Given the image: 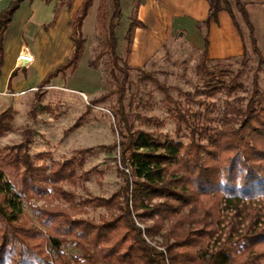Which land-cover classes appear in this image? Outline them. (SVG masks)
I'll return each mask as SVG.
<instances>
[{
  "label": "trees",
  "instance_id": "1",
  "mask_svg": "<svg viewBox=\"0 0 264 264\" xmlns=\"http://www.w3.org/2000/svg\"><path fill=\"white\" fill-rule=\"evenodd\" d=\"M22 1L10 0L0 11V66L4 32ZM141 1L137 0L135 7ZM93 2L81 1L69 21V56L39 82L36 90L77 69L85 48L82 25ZM208 2V16L201 24L204 47L196 66L200 86L193 92H183V102L173 98L171 87L154 73L142 72V79L163 94L174 123L173 137L134 127L125 109V97L129 72L142 67L131 65L128 56L133 31L143 23L136 18L129 22L122 58L115 35L120 0H112L113 11L108 18L101 3L96 17L106 29V38L96 58L107 50L111 75L119 73L122 77L114 90L92 99L86 113L115 94L111 113L118 140L103 147L118 149L123 185L109 197L89 195L78 201L83 206L105 208L109 216L103 215L99 221L76 217L70 211L76 195L65 184L88 179L90 172L83 170V164L91 148L78 149L63 160L54 159L48 152L32 157L21 150H0V264H264L263 93L255 72L252 89L243 103L236 96L243 88L242 72L210 69V19L226 10L237 25L234 6L248 26L252 49L259 57L262 54L253 39L245 2ZM138 117L143 123L163 124L155 116ZM10 124L11 117L2 111L0 133ZM40 160L45 161L37 162ZM48 197L70 206L37 203H46ZM24 205L41 228L25 219ZM133 217L151 222L140 227ZM147 236H159L161 240L153 245L145 240ZM68 244L77 252L67 254L64 247Z\"/></svg>",
  "mask_w": 264,
  "mask_h": 264
},
{
  "label": "rangeland",
  "instance_id": "2",
  "mask_svg": "<svg viewBox=\"0 0 264 264\" xmlns=\"http://www.w3.org/2000/svg\"><path fill=\"white\" fill-rule=\"evenodd\" d=\"M75 1L33 0L27 7L33 10V16L26 26L27 28L31 24L29 31L25 30V35L35 33L31 31L38 29L39 26L44 28L52 24L61 11V5L64 3L67 5L68 2L73 5ZM136 1L120 0L121 15L116 20L115 35L117 52L122 58H125V31L129 22L136 17ZM101 3L106 10L107 18L113 11L112 0H94L83 21L85 48L74 73L64 77L58 76L52 79L48 86L39 90H36V85L19 89L12 85V89H0V113L6 111V116L11 117L9 129L0 133L1 151L21 150L20 152H26L32 157L38 153L48 152L54 159L63 160L75 155L78 149L91 148L83 164V170L90 172L88 179L77 181L73 185L65 184V188L69 187V190L76 195L75 203L70 207L71 213L76 217H86L95 221H99L103 215L109 216L110 211L102 207L83 206L78 201L88 198L89 195L109 197L123 185V177L118 171L120 166L118 149L107 150L103 147L118 140L111 113L115 94L93 105L86 113L90 101L114 90L117 87V79L122 77L119 73L116 77L111 75L112 64L107 50L96 58L103 51L106 38V29L96 17ZM2 5L3 1H0V9ZM247 7L249 6L246 5V9ZM247 11L249 12V9ZM233 13L242 37L243 50L237 56L212 59L208 62V66L210 69L226 68L233 72H242L243 88L237 91L236 96L245 103L252 89L251 82L255 72L264 98V12L258 17L252 14L251 17L248 13L253 26V39L262 54L261 57L252 49L248 26L234 6ZM37 33L32 39H35ZM170 36L139 65L142 67L140 71L129 72L130 84L125 97V109L131 114L130 118L135 128L173 137L174 123L163 101V94L153 83L142 79V72L154 73L161 83L171 87L170 94L173 98L184 102L183 92H193L200 86L196 66L200 61L201 51L183 41L177 32ZM32 39H23L24 46L27 47ZM39 47L41 50V46ZM42 53L41 56L45 57H41L39 62L44 63L47 58L44 50ZM217 60L219 64L215 65ZM36 69L39 70L38 65ZM18 72L24 73L20 69ZM175 87L177 89H174ZM138 116H155L163 124L158 126L153 123H143ZM45 160L47 164L50 163L48 158ZM50 199L48 197L46 203L44 200H39L37 203L39 205L59 203L63 207L70 206L62 200L52 198L50 201ZM23 211L25 219L30 224L41 228L27 205H24ZM133 219L140 227L151 222L150 219L141 220L138 217ZM144 238L153 245L161 240L159 236ZM64 251L71 254L77 252V249L72 244H68L64 247Z\"/></svg>",
  "mask_w": 264,
  "mask_h": 264
},
{
  "label": "crops",
  "instance_id": "3",
  "mask_svg": "<svg viewBox=\"0 0 264 264\" xmlns=\"http://www.w3.org/2000/svg\"><path fill=\"white\" fill-rule=\"evenodd\" d=\"M0 1H3L1 11L9 4L10 0ZM32 1L23 0L20 3L4 32L0 89H12V85L18 89L35 85L37 87L49 72L62 64L69 56L72 42L69 37L71 27L68 24L82 0H76L75 5L68 6L65 3L61 5V11L52 24L46 25L44 28L39 26L38 29L31 31L38 32L35 39H32L35 33L25 35V30L29 31L31 26L29 24L26 28L33 16V10L27 8ZM242 1L249 6L247 9H249L248 13L251 17H258L264 12V0ZM208 9V0L141 1L136 7L135 18L143 25L136 27L133 31L131 51L128 56L129 63L139 66L160 48L171 37L170 35L176 32L183 41L202 52L204 28L201 24L208 16ZM23 39H32L33 41L25 47ZM39 46H41V50ZM25 48L26 51H24ZM43 50L47 58L44 63L39 62L41 57H45L41 56ZM207 50L211 59L237 56L243 50L239 29L226 10H220L216 18L209 21ZM21 57H26L30 61H25L22 64ZM37 65L39 70L36 69ZM19 69L24 73H19ZM13 71L14 75H12Z\"/></svg>",
  "mask_w": 264,
  "mask_h": 264
},
{
  "label": "water",
  "instance_id": "4",
  "mask_svg": "<svg viewBox=\"0 0 264 264\" xmlns=\"http://www.w3.org/2000/svg\"><path fill=\"white\" fill-rule=\"evenodd\" d=\"M21 61L23 62L22 64H24V62L27 61V58L26 57H22Z\"/></svg>",
  "mask_w": 264,
  "mask_h": 264
},
{
  "label": "bare ground",
  "instance_id": "5",
  "mask_svg": "<svg viewBox=\"0 0 264 264\" xmlns=\"http://www.w3.org/2000/svg\"><path fill=\"white\" fill-rule=\"evenodd\" d=\"M22 58V57H21ZM28 61V60H27Z\"/></svg>",
  "mask_w": 264,
  "mask_h": 264
},
{
  "label": "built area",
  "instance_id": "6",
  "mask_svg": "<svg viewBox=\"0 0 264 264\" xmlns=\"http://www.w3.org/2000/svg\"><path fill=\"white\" fill-rule=\"evenodd\" d=\"M29 60V59H28ZM30 61V60H29Z\"/></svg>",
  "mask_w": 264,
  "mask_h": 264
}]
</instances>
